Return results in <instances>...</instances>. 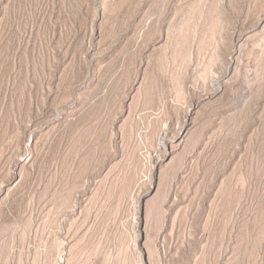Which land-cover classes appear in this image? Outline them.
Instances as JSON below:
<instances>
[{
  "label": "rangeland",
  "instance_id": "obj_1",
  "mask_svg": "<svg viewBox=\"0 0 264 264\" xmlns=\"http://www.w3.org/2000/svg\"><path fill=\"white\" fill-rule=\"evenodd\" d=\"M0 264H264V0H0Z\"/></svg>",
  "mask_w": 264,
  "mask_h": 264
}]
</instances>
